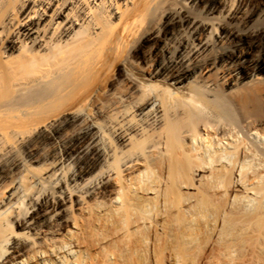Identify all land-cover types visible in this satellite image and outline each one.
<instances>
[{"label":"bare ground","instance_id":"bare-ground-1","mask_svg":"<svg viewBox=\"0 0 264 264\" xmlns=\"http://www.w3.org/2000/svg\"><path fill=\"white\" fill-rule=\"evenodd\" d=\"M261 81L264 0H0V264H264Z\"/></svg>","mask_w":264,"mask_h":264},{"label":"rangeland","instance_id":"rangeland-1","mask_svg":"<svg viewBox=\"0 0 264 264\" xmlns=\"http://www.w3.org/2000/svg\"><path fill=\"white\" fill-rule=\"evenodd\" d=\"M248 93L251 96V101L249 102V104L245 107V108H236L234 109L232 112V116L233 118H244V117H249L252 118L253 120H255L257 126H258V130L264 134V81H261L259 83H256L254 85H249L247 87ZM253 90V91H252ZM179 95H181V97L183 98H187L190 99L193 102H196L198 107H200L205 113L206 115H211L213 118H216L215 115L211 114L212 112L210 111V109L206 108L204 103L198 101V97L194 92H190V90L187 89V87L185 88H178L177 92ZM190 95V96H189ZM195 96V98L192 97ZM157 103V101H156ZM239 109V110H238ZM210 116V118H212ZM39 170V171H38ZM52 170V167L50 165L48 166H43L42 168H37L35 174L37 175V177L39 176H45L46 174H48L50 171Z\"/></svg>","mask_w":264,"mask_h":264}]
</instances>
